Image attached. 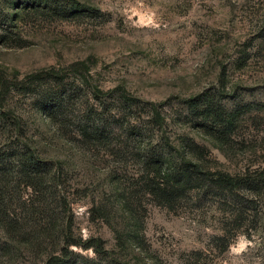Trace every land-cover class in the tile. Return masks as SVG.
Masks as SVG:
<instances>
[{"label":"rangeland","instance_id":"rangeland-1","mask_svg":"<svg viewBox=\"0 0 264 264\" xmlns=\"http://www.w3.org/2000/svg\"><path fill=\"white\" fill-rule=\"evenodd\" d=\"M40 3L0 0V153L32 146L61 184L53 202L14 180L0 216L26 227L15 242L0 228V264H47L62 232L79 264H264V189L204 187L169 208L143 186L164 138L176 163L264 174V0ZM63 92L55 117L38 111ZM210 102L235 116L228 134L204 126ZM95 124L102 139L83 135Z\"/></svg>","mask_w":264,"mask_h":264},{"label":"trees","instance_id":"trees-1","mask_svg":"<svg viewBox=\"0 0 264 264\" xmlns=\"http://www.w3.org/2000/svg\"><path fill=\"white\" fill-rule=\"evenodd\" d=\"M45 2L46 0H41L39 6ZM66 10L67 8H65ZM73 10H76V8L70 9V11ZM65 94L66 92L54 94L55 102L52 105L41 104L38 111L43 112L44 115L55 117L58 114L57 111L62 107ZM207 104L208 107L202 111V114L207 119V124L204 126L215 130L221 135L228 134L236 120L235 116L228 114L223 105L216 106L212 102ZM157 116L160 118L159 113ZM210 120L213 121L212 126L208 125ZM92 126L84 125L82 129L83 135L89 139H102V137L106 136L105 126L102 125L103 127H100L99 124ZM164 140L166 144L163 145L154 146L151 144L148 154L144 157L146 176L143 186L158 205L172 208L178 199L204 187L207 189V192L215 193L219 196L230 195L232 197L235 195L239 196V191L243 188L257 193L264 189V174L258 176V179H251L243 175L234 176L224 172H214L207 168L205 169L200 162L186 156L185 152L182 160L179 161L180 163H176L173 161L174 159L167 157V149L172 147L170 140L166 138ZM188 142L186 150L190 154H193L198 159L205 157V153H202L196 143L193 141ZM12 152V154L8 155L0 153V209L3 202L9 197L10 186L15 183V179H19L26 188L31 189L34 192L33 196H40L44 201L53 199V202H55L53 197L59 192V185L61 184L58 180L56 181L58 179L55 173L56 164L43 160L38 151L27 144ZM52 205L53 203L50 207ZM125 206L133 210L129 201H125ZM34 215L32 213L31 221L33 220L32 223L34 225H38L40 222L35 224L34 220L40 218H34ZM23 219L25 220L23 216L12 219H9V216H4V218L0 216V228L7 230L9 240L15 242L18 240V237L21 238L23 236L24 233H21L23 232L21 230L26 227V225H21L20 223ZM18 227L21 230H18ZM60 238L63 240L64 246L58 251H51L49 253L47 264H79L78 260L72 257L74 252L70 248L72 246H81V243L74 241L71 233L68 232H62L61 235H58V240ZM231 243L228 242L227 246L229 247ZM91 247L93 248L94 245H87V248Z\"/></svg>","mask_w":264,"mask_h":264}]
</instances>
